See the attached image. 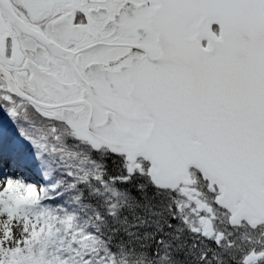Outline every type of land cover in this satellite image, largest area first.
<instances>
[{"label": "snow or ice", "instance_id": "1", "mask_svg": "<svg viewBox=\"0 0 264 264\" xmlns=\"http://www.w3.org/2000/svg\"><path fill=\"white\" fill-rule=\"evenodd\" d=\"M0 264H264V0H0Z\"/></svg>", "mask_w": 264, "mask_h": 264}]
</instances>
